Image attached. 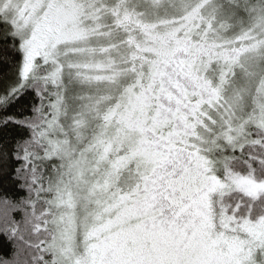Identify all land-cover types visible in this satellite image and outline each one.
<instances>
[{
  "label": "snow or ice",
  "instance_id": "snow-or-ice-1",
  "mask_svg": "<svg viewBox=\"0 0 264 264\" xmlns=\"http://www.w3.org/2000/svg\"><path fill=\"white\" fill-rule=\"evenodd\" d=\"M0 264H264V0H0Z\"/></svg>",
  "mask_w": 264,
  "mask_h": 264
}]
</instances>
